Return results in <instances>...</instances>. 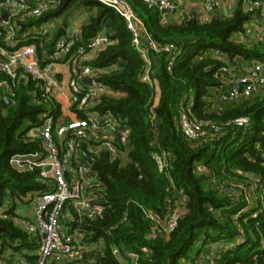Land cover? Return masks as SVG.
<instances>
[{
	"label": "trees",
	"instance_id": "1",
	"mask_svg": "<svg viewBox=\"0 0 264 264\" xmlns=\"http://www.w3.org/2000/svg\"><path fill=\"white\" fill-rule=\"evenodd\" d=\"M128 1L159 46L174 43L179 49L170 68L168 52L149 50L150 75L161 91L157 105L155 84L142 80L146 62L133 44V33L113 7L100 0H59L57 7L28 22L41 26L63 17L61 24L67 28L73 15L87 12L80 28L81 43L102 31L110 36L111 42L89 63L97 79L111 90L100 109L117 115L129 128L124 156L112 160L105 150L94 156L91 168L101 182L105 209L95 219L83 218L71 225V230L85 233L90 252L66 264H120L113 254L115 246L139 253L143 264H183L218 241L236 240L239 227L246 240L227 250L219 264L263 263L264 211L251 217L259 208L257 201L236 217L247 202L243 194L235 197L222 186L248 185L254 176L260 178L264 191V94L231 103L217 98L226 88L229 70L243 62H264V40L248 32L256 11L237 5L206 20L193 13L176 20L144 0ZM238 35L240 39L235 38ZM34 85L21 83L7 108L0 101V208L8 203L9 215L0 217V259L6 250L38 247L41 237L17 223L14 208L17 200L30 203L53 190L50 181L40 179L39 168L19 170L10 163L13 155L42 150L40 141L27 135L49 108L46 101L34 102L30 94ZM182 112L206 128L209 123L219 125L220 132L208 140L187 138L180 123ZM244 116L250 117V124L236 125L234 121ZM156 153L167 155L163 170ZM201 164L208 173L198 170ZM177 202L183 214L176 228L150 236L155 221L148 213L165 221Z\"/></svg>",
	"mask_w": 264,
	"mask_h": 264
},
{
	"label": "built area",
	"instance_id": "2",
	"mask_svg": "<svg viewBox=\"0 0 264 264\" xmlns=\"http://www.w3.org/2000/svg\"><path fill=\"white\" fill-rule=\"evenodd\" d=\"M100 1L125 18L127 27L133 33V44L146 62L142 80L157 87V81L150 75L149 50L168 52L170 68L179 55L178 47L174 43L159 46L149 36L128 0ZM144 1L149 7L160 10L171 11L178 7L177 0ZM200 1L208 13H213L217 6L231 0ZM242 1L244 7L256 11L255 19H263L258 38L264 40V0ZM58 4L59 0H0V101L3 97L12 101L21 83L33 81L35 85L30 94L34 102L46 101L49 105L40 114L39 124L27 133L29 138L40 141L42 150L13 155L10 163L19 170L39 168L40 179L50 181L53 187L52 191L39 194L31 201V215L16 213L15 217L22 228L41 237L36 259L30 260L25 254L15 255L6 250L0 264H66L89 256L90 246L85 241V233L67 229L62 222L69 214L79 216L80 223L83 218L95 219L104 212L101 182L84 156L87 154L94 160L100 150L108 151L112 160H119L125 155L129 128L117 115L100 109L104 96L111 94V90L97 79L96 69L89 63L111 42L110 36L102 31L88 42L81 43L80 30L65 28V32L47 48V41L55 36V28L58 31L62 24L54 23V18L41 26L28 25L31 18L42 17ZM87 77L91 78V82L85 81ZM262 89L264 62H243L229 70L226 88L217 98L222 103H231L251 97ZM234 122L238 126H248L250 117H240ZM180 123L184 135L191 140H208L220 132L219 125L209 123L206 128L188 112H182ZM85 145L89 146L85 149ZM154 157L159 169H165L168 163L166 153H156ZM46 166L50 169L47 170ZM198 170L209 172L202 164ZM171 182L175 184L173 180ZM222 190L235 197L243 194L247 204L236 217L257 201L259 208L253 211L251 217L256 218L264 211L260 178L253 176L248 185H227L222 186ZM6 210L0 209V217H9ZM182 214L179 202L169 208L165 221L148 213V217L155 221L150 236L172 232ZM239 231L236 240L218 241L183 264H219L227 250L246 240L244 230L239 227ZM113 254L120 264H143L140 254L135 251L115 246Z\"/></svg>",
	"mask_w": 264,
	"mask_h": 264
},
{
	"label": "crops",
	"instance_id": "3",
	"mask_svg": "<svg viewBox=\"0 0 264 264\" xmlns=\"http://www.w3.org/2000/svg\"><path fill=\"white\" fill-rule=\"evenodd\" d=\"M199 5L203 8L201 1H200ZM237 5H244V2L242 0H231L228 3H222L221 5L217 6L215 12H213V13L223 12V13L227 14L228 12H231ZM169 14L174 15L173 18L176 20H180L184 16V14H182V10L179 7V1H178V7H177L176 13L174 14L170 11ZM193 14L198 16L200 20L209 19L212 15V13H208L206 10L201 11V13L196 10L195 12H193ZM87 19H88V13L82 12L81 15L79 14V16H77L74 20L73 19L71 20L70 24L68 25V27L66 29L80 30L81 26L83 25V23H85L87 21ZM255 20L256 21L251 23V28L248 30V32L251 34L252 38L258 37L260 27L263 23V19L260 17L256 18ZM56 32H57V30H56ZM56 32L54 31L55 35H56ZM160 94H161V91H160L159 85L157 84L156 96H155V104L156 105L158 104V102L160 100ZM262 94H264V89L255 93L254 96H258V95H262ZM1 208L2 209L8 208V203L5 204L4 207H1ZM31 208H32L31 202L30 203H23V202H20L19 200H17L14 210L17 211L19 214H21V216H29V215H31ZM76 217H77L76 214L75 215L74 214L66 215L62 219L63 225L67 229H70L71 225H73L74 221L76 220V219H74ZM40 241H41V238H40ZM40 241H39L38 247L34 250H25L24 249L21 252H16L13 250H8V251L12 252L15 255L16 254L18 255L21 253L22 254L27 253L29 256H35V258H36V254H37L39 246H40Z\"/></svg>",
	"mask_w": 264,
	"mask_h": 264
},
{
	"label": "rangeland",
	"instance_id": "4",
	"mask_svg": "<svg viewBox=\"0 0 264 264\" xmlns=\"http://www.w3.org/2000/svg\"><path fill=\"white\" fill-rule=\"evenodd\" d=\"M178 1H179V7L182 10V14H185V13L190 14V13L195 12L196 10L200 13L203 10L205 11V9L199 5L200 0H178ZM81 13L82 12H77L75 15H73L72 19L74 20L77 16H79V14L81 15ZM63 19H64L63 17L56 18L55 20H53V22L56 24H59L63 22ZM55 30H57V28H55ZM235 38L240 39V36L239 35L235 36Z\"/></svg>",
	"mask_w": 264,
	"mask_h": 264
},
{
	"label": "water",
	"instance_id": "5",
	"mask_svg": "<svg viewBox=\"0 0 264 264\" xmlns=\"http://www.w3.org/2000/svg\"><path fill=\"white\" fill-rule=\"evenodd\" d=\"M176 11H177L176 8L171 10V12L174 13V14L176 13ZM161 12H163V13H169L170 11H169L168 9H165V8H164V9H161ZM4 17L7 18V15H4ZM64 32H65V27H64V26L59 27V29H58V31H57V33H56V35H55V40H57L58 37H59L62 33H64ZM85 81H87V82H91V78H90V77H87V78L85 79ZM2 104H3V107L7 108V107L11 104V100H10L9 98H7V97H3V98H2ZM126 153H127V150L125 151V154H126ZM84 159H85L89 164H92V163L94 162L93 158L90 157V156L87 155V154L84 156ZM46 169L49 170V169H50V166H46ZM101 202H102V204H105V203H106L105 200H102ZM79 220H80V217L77 216V217H76V220H75L74 223H73V225H77V224L79 223Z\"/></svg>",
	"mask_w": 264,
	"mask_h": 264
}]
</instances>
